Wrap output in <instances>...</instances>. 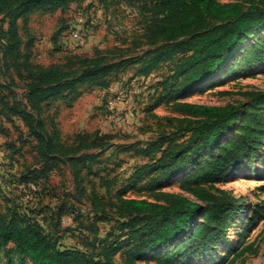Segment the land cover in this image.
I'll return each mask as SVG.
<instances>
[{"label": "rangeland", "instance_id": "1", "mask_svg": "<svg viewBox=\"0 0 264 264\" xmlns=\"http://www.w3.org/2000/svg\"><path fill=\"white\" fill-rule=\"evenodd\" d=\"M147 25L138 6L125 0H77L63 11L22 12L16 19L20 52L13 55L0 31V82L13 89L9 108L0 105V212L9 220L17 205L19 212L43 226L49 247L56 241L60 248L97 257L109 242L124 241L115 258L123 264L121 254L135 240L120 236L124 218L113 204L119 202V191L125 198L158 202L167 201V193L197 200L180 187L188 171L153 189L146 182L154 170L133 181L136 170L153 161L138 152L173 129L167 117H184L183 108L199 104L241 105L239 121L223 141L228 140L251 112L250 93L264 92V61L241 64L248 49L264 41V29L244 41L216 75L184 94H176L178 82L168 90L166 79L173 68L169 62L145 75L130 61L90 80L96 75L90 71L95 66L91 59L105 55L107 62L118 63L154 48ZM71 29L86 33L85 45L73 51L68 44ZM36 67L79 72L72 90L60 92L35 111L55 147L51 154L23 118ZM15 98L22 105L11 110ZM263 114L261 108L259 117ZM203 158L196 160L201 164ZM74 169L80 173L78 189ZM24 177L37 183L25 184ZM209 188L221 191L233 210L225 226L198 232L209 207L201 201L204 207L192 227L172 244L144 256L140 264H264V130L253 152ZM179 245L183 248L178 253L166 256ZM9 259L20 264L21 257L11 241L0 240V264ZM23 263L33 264L29 257Z\"/></svg>", "mask_w": 264, "mask_h": 264}, {"label": "trees", "instance_id": "2", "mask_svg": "<svg viewBox=\"0 0 264 264\" xmlns=\"http://www.w3.org/2000/svg\"><path fill=\"white\" fill-rule=\"evenodd\" d=\"M76 1L0 0V16L4 15L0 19V31L7 52L10 55L20 52L16 19L22 12L30 14L63 11ZM125 1L138 6L146 17L150 40L155 46L143 55L126 58L118 63L107 62L105 55L91 59L95 66L90 71L96 72L95 77L90 78L93 82L130 61L139 64L145 75L169 62L173 68L166 79L168 90L173 83L178 82L175 92L178 95L184 94L216 75L244 41L264 29V0H245L246 3L219 0ZM25 20H28V16ZM259 60L264 61L262 40L248 49L241 64ZM37 69L38 72L30 74L32 82L28 86L27 107L24 108L23 118L46 153L51 154L55 152V147L42 131L43 123L36 117L35 111L41 109L43 102L60 92L72 90L79 72L54 67H36ZM87 74L88 71H84L83 75ZM250 94L254 97L251 112L230 139L223 141L239 121L241 105L199 104L183 108L184 117H167L169 126L173 129L165 131L160 141L155 140L138 152L139 155L152 156L153 161L139 167L132 177L133 181L154 170L155 175L146 182L153 189L188 171L182 177L180 187L200 201L173 193H167L168 199L163 202L125 198L119 191V202L113 204L124 218L120 236L124 240H135L122 252L123 264H140L144 256L172 244L186 233L196 222L199 209L204 207L201 201L208 202L209 207L198 232L225 226L233 210L228 206L226 197L220 195L221 191H212L209 185L225 172L236 169L241 158L251 154L258 145L264 130V114L259 117L260 109L264 108V92ZM12 95L13 89L0 82V105L3 109L9 108V97ZM13 102L11 110L22 105L16 98ZM57 145L61 146L59 141ZM213 149L216 150L215 153L210 154L209 151ZM201 156L204 157V162L200 164L196 159ZM51 169L50 165L46 170ZM79 175V170L74 169L77 189ZM22 182L37 183L33 178L25 177ZM11 210L14 215L9 220L8 215L3 216L0 212V240L2 243L11 241L14 244L21 257L20 264H24L25 257H29L33 264H118L115 258L124 241L109 242L97 257L76 249L60 248L56 241L53 247H49L43 235V226L38 220H32L19 212L17 205ZM182 248L183 245H179L166 256L178 253ZM8 264L16 263L9 259Z\"/></svg>", "mask_w": 264, "mask_h": 264}, {"label": "built area", "instance_id": "3", "mask_svg": "<svg viewBox=\"0 0 264 264\" xmlns=\"http://www.w3.org/2000/svg\"><path fill=\"white\" fill-rule=\"evenodd\" d=\"M86 33L78 29H71L68 44H70L71 50H76L77 48L84 46L86 42Z\"/></svg>", "mask_w": 264, "mask_h": 264}]
</instances>
